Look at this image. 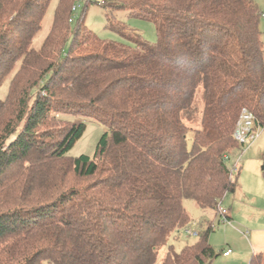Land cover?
Listing matches in <instances>:
<instances>
[{"label": "trees", "instance_id": "16d2710c", "mask_svg": "<svg viewBox=\"0 0 264 264\" xmlns=\"http://www.w3.org/2000/svg\"><path fill=\"white\" fill-rule=\"evenodd\" d=\"M52 1L0 0V264H212L211 226L168 240L192 222L185 201L215 212L236 191L242 109L264 128L258 1L103 0L155 25L130 45L87 27L98 0L75 28L77 0H59L37 50ZM87 121L106 128L95 154L69 157Z\"/></svg>", "mask_w": 264, "mask_h": 264}, {"label": "rangeland", "instance_id": "374dc122", "mask_svg": "<svg viewBox=\"0 0 264 264\" xmlns=\"http://www.w3.org/2000/svg\"><path fill=\"white\" fill-rule=\"evenodd\" d=\"M89 0H77L79 7L73 18L81 15ZM260 12L264 11V0H257ZM59 0H53L43 22V29L35 38L33 47L40 49L50 33L55 18V10ZM90 3L85 13V24L102 39L131 45L124 33L141 34L149 43L157 42L156 27L152 22L130 17L127 10L113 8L111 4ZM264 18L261 17V24ZM264 37V30L262 29ZM9 76L0 88V100H5L9 93ZM58 118V115L56 116ZM80 123V119L77 120ZM86 130L77 143L66 152L69 157L81 155L94 156L96 147L106 128L98 122L87 121ZM192 145V135H189V146ZM236 182V191L226 195L219 201L218 207L224 209L233 217L227 220L217 210H204L192 201H185V206L192 218L191 224L180 231L171 233L168 247L181 251L187 244L193 245L198 236L212 227L209 241L219 256L212 264H250L253 255L264 250V128L260 129L258 139L249 145L241 146V150L229 161ZM192 234H188V232ZM168 248L161 251L160 260ZM230 249V258L223 256Z\"/></svg>", "mask_w": 264, "mask_h": 264}, {"label": "built area", "instance_id": "2783aa9c", "mask_svg": "<svg viewBox=\"0 0 264 264\" xmlns=\"http://www.w3.org/2000/svg\"><path fill=\"white\" fill-rule=\"evenodd\" d=\"M98 1H99V4L105 5V2L103 0H98ZM78 8L79 7L74 6L73 11L76 12ZM261 17L264 18V11L261 12ZM71 22H72V19H71ZM255 122L256 121H255L254 114L249 109L243 108L240 113L239 120L237 122L235 131H234V138L236 142L239 143V145H242V146L249 145V144L254 143L258 139L260 135V129L259 128L255 129ZM219 213L220 215L225 216V218L227 219L228 211L219 208ZM188 234L191 235L192 233L189 231ZM231 253L232 251L228 250L227 252H225V256H228Z\"/></svg>", "mask_w": 264, "mask_h": 264}, {"label": "crops", "instance_id": "0c3cea01", "mask_svg": "<svg viewBox=\"0 0 264 264\" xmlns=\"http://www.w3.org/2000/svg\"><path fill=\"white\" fill-rule=\"evenodd\" d=\"M261 28L264 30V23H262L261 24ZM228 217L231 219V220H233V217H232V215L230 214V212H228ZM228 250H230V249H228ZM227 250V251H228ZM227 251H225V252H227ZM225 252H224V254H223V256L225 257V258H230L231 257V255H232V253L230 254V255H228V256H225ZM264 252V250L263 251H261L260 253H263ZM254 256V255H253ZM252 256V257H253ZM251 260H252V258H251ZM251 260H250V263H251Z\"/></svg>", "mask_w": 264, "mask_h": 264}]
</instances>
